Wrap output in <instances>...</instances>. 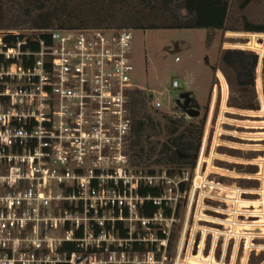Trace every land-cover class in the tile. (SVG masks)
<instances>
[{
    "label": "built area",
    "instance_id": "1",
    "mask_svg": "<svg viewBox=\"0 0 264 264\" xmlns=\"http://www.w3.org/2000/svg\"><path fill=\"white\" fill-rule=\"evenodd\" d=\"M132 32L0 30V264H190L196 232L204 250L213 111L194 168L134 166ZM187 111L167 114L190 122Z\"/></svg>",
    "mask_w": 264,
    "mask_h": 264
},
{
    "label": "rangeland",
    "instance_id": "2",
    "mask_svg": "<svg viewBox=\"0 0 264 264\" xmlns=\"http://www.w3.org/2000/svg\"><path fill=\"white\" fill-rule=\"evenodd\" d=\"M132 36L133 83L161 103L156 112L174 110L176 102H184L189 95L200 105L199 120L208 114L211 92L217 85V104L207 126L202 163L209 186L205 206L196 212L197 218L206 220L198 226L206 227L210 235L198 253L200 234L195 233L190 264H264V34L191 27L137 30ZM229 48L253 50L259 55V106L254 110L231 108L222 113L218 108L224 92L218 86L217 73L224 76L221 53ZM173 81L179 83L178 89L172 87ZM225 85L229 98L233 93L228 83ZM152 167L158 166L146 168ZM184 215L181 205L176 242ZM213 236L219 238L215 249ZM169 256L175 257L174 250Z\"/></svg>",
    "mask_w": 264,
    "mask_h": 264
},
{
    "label": "trees",
    "instance_id": "3",
    "mask_svg": "<svg viewBox=\"0 0 264 264\" xmlns=\"http://www.w3.org/2000/svg\"><path fill=\"white\" fill-rule=\"evenodd\" d=\"M248 9L252 12L249 13ZM208 28L224 33L264 34V0H5L0 2V30L72 29L151 30ZM259 57L255 52L229 48L221 53L222 72L230 91L228 106L254 110ZM216 70L215 67L212 68ZM222 79L224 92L226 85ZM152 95L131 92L133 126L127 154L134 166L194 168L205 129V115L190 122L151 108ZM174 107L179 112L200 110L187 96ZM257 169V168H256ZM154 195L157 193L152 191ZM154 210V209H153Z\"/></svg>",
    "mask_w": 264,
    "mask_h": 264
},
{
    "label": "crops",
    "instance_id": "4",
    "mask_svg": "<svg viewBox=\"0 0 264 264\" xmlns=\"http://www.w3.org/2000/svg\"><path fill=\"white\" fill-rule=\"evenodd\" d=\"M228 33H230V32H228ZM232 34H238V33H232ZM246 34H248V33H246ZM216 93H217V91L211 92V96H210L209 113H210V110L212 108L213 114H214V111L216 109V104H217V99H216L217 94ZM212 99H214V100L216 99V101L214 102V101H212ZM218 108L221 111V108L220 107H218Z\"/></svg>",
    "mask_w": 264,
    "mask_h": 264
},
{
    "label": "water",
    "instance_id": "5",
    "mask_svg": "<svg viewBox=\"0 0 264 264\" xmlns=\"http://www.w3.org/2000/svg\"><path fill=\"white\" fill-rule=\"evenodd\" d=\"M187 96H188V95L185 96L186 98H185V100H184V102H183L185 106L188 105ZM179 103H181V101H177V102H176V105L179 104ZM187 113L189 114V116H190L191 118H197V117L199 116V111H198V110H195V109H192V108L188 109Z\"/></svg>",
    "mask_w": 264,
    "mask_h": 264
}]
</instances>
